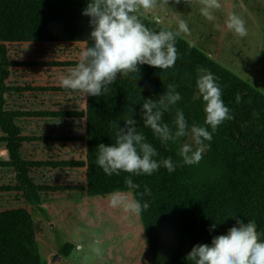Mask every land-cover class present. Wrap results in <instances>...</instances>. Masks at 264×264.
<instances>
[{"label":"trees","instance_id":"1","mask_svg":"<svg viewBox=\"0 0 264 264\" xmlns=\"http://www.w3.org/2000/svg\"><path fill=\"white\" fill-rule=\"evenodd\" d=\"M88 3L89 0H0V264H44L26 205L82 194L131 190L141 204L148 202L149 208L142 210L139 217L155 264H191L186 257L193 246L211 244L214 236L237 226V219L243 223L255 221L264 239V138L252 134L247 109L249 103L255 107L264 104V95L206 52L178 35L174 67L161 70L139 65V72L127 78L118 76L101 96H84L61 84L26 81L24 73L33 67L76 66L79 60L29 56L44 44L90 46V17L82 14ZM141 19L155 31H174L156 24L149 15L143 14ZM20 55H24L22 59ZM198 68L217 77L230 113L240 112L226 134H212V140L205 141L209 145L205 155L210 156L218 176L216 182H207V196L204 190L198 193L187 184V169L177 154L187 137L162 144L151 129L144 127L142 118L144 100L158 99L172 83L182 99L164 113L162 121L173 126L175 112L180 109L189 126L208 127L204 125V105L196 88ZM51 96L58 98L57 103H49L47 98ZM66 96H72L67 99L75 102H65ZM40 97L43 99L39 101ZM130 116L137 121V131L157 150L154 159L171 157L175 171L169 173L161 166L152 175L121 172L108 176L97 165V146L114 144L117 128L123 127ZM81 124L83 132L70 128L78 129ZM70 144L73 156L63 150ZM82 171L83 183L77 174ZM70 172L76 177L73 182L66 180ZM129 176L139 188H127L124 180ZM145 186L152 194L141 198L139 193ZM71 248L70 244L62 246L59 253L67 254Z\"/></svg>","mask_w":264,"mask_h":264},{"label":"clouds","instance_id":"2","mask_svg":"<svg viewBox=\"0 0 264 264\" xmlns=\"http://www.w3.org/2000/svg\"><path fill=\"white\" fill-rule=\"evenodd\" d=\"M174 2L179 4L181 0ZM184 2L188 4L190 0ZM168 4L169 0H89L82 14L90 17L91 45L82 51L76 66L69 68L67 74L60 77L61 86L84 96H101L118 76L127 78L139 72V65L161 70L174 67L178 59L176 37L180 33H190L187 22L178 20L177 32L166 28L155 31L141 19L145 12ZM200 4L201 15L210 22L216 19L214 10L222 7L220 0H200ZM155 23H161L159 17H155ZM224 25L237 37L243 38L248 34L245 21L235 13L227 15ZM197 71L200 74L196 79V88L204 105V125L210 127L211 131L205 126H189L180 109L175 112L172 122L174 127L162 121L164 113L169 112L182 99L175 84H168L163 95L158 99H146L142 105L144 127L151 129L162 144L190 138L191 143L181 144L177 153L184 165L199 163L209 147L205 141H211L217 128L234 118L224 104L217 77L203 68ZM240 100L237 93L236 102ZM124 121V126L116 130L114 144L107 146L100 143L97 146L96 163L106 175H120L121 172L136 176L152 175L161 166L169 173L175 171L176 164L171 157L159 161L154 159L158 156L157 150L146 142L143 133L137 131V121L132 116ZM124 184L128 189L139 188L130 176L125 178ZM151 194L147 186L139 193L141 198ZM109 203L111 207H123L125 211L137 216L150 206L148 202L141 204L139 200L129 199L120 192L110 194ZM236 224L226 234L214 236L211 244L193 246L186 259L191 264H264V239L255 221L243 223L237 219ZM94 251L99 252V249Z\"/></svg>","mask_w":264,"mask_h":264},{"label":"rangeland","instance_id":"3","mask_svg":"<svg viewBox=\"0 0 264 264\" xmlns=\"http://www.w3.org/2000/svg\"><path fill=\"white\" fill-rule=\"evenodd\" d=\"M258 1L260 11L258 20L256 19L258 17L253 16L248 9H243L241 0H220L222 7L214 10L216 19L212 22L201 15L200 0H190L188 4L184 0L179 4L169 0L168 5L145 12L144 15H149L154 20L155 17H159L161 24L175 29L176 32L178 20H185L190 33H180L184 40L211 54L221 65L264 95V0ZM232 6L236 14L245 21L248 30L246 37L235 36L224 25ZM217 24L220 25L219 28L216 27ZM84 49L82 43L44 44L33 49L34 53L29 57L57 61L79 60ZM22 56L24 55H20V58ZM71 67L73 66L33 67L30 72L24 74L27 82L57 85L60 84V77L66 75ZM67 98L72 96H66L65 102L69 104L75 102L74 99ZM42 99L43 97H40L38 100ZM47 99L50 104L58 101L55 96ZM84 102L83 97L81 107L84 106ZM247 109L252 134L264 138V104L255 107L249 103ZM231 114L235 117L239 116L240 112L235 110V113ZM233 119L225 121L213 134H226ZM70 128L73 132H83V124L79 125L78 129L73 126ZM208 130L211 131V128L208 127ZM186 142L191 143L190 138L187 137ZM71 148H73L71 144L69 148L65 146L64 153L73 156ZM80 151L81 156H84L83 146ZM4 153L2 151V154ZM205 153L206 151L199 163L185 165L187 169L185 175L188 186H194L198 193L204 190L207 196L210 192L207 182H216L218 176L210 156L206 157ZM66 174L67 182H73L76 178L72 172ZM77 174L83 183V171ZM119 192L127 195L129 199L134 198L131 190ZM114 193L116 192L104 195L82 194L42 200L37 205H26L31 213L44 264H154L140 217L125 211L123 207H111L110 194ZM68 244L74 245L70 255L61 256L60 260L53 262L60 247ZM96 248L99 252L94 251Z\"/></svg>","mask_w":264,"mask_h":264},{"label":"crops","instance_id":"4","mask_svg":"<svg viewBox=\"0 0 264 264\" xmlns=\"http://www.w3.org/2000/svg\"><path fill=\"white\" fill-rule=\"evenodd\" d=\"M242 5H243V9H248L250 13H252V15L254 16H257L258 18H256L257 20L259 19V16H260V11H259V1L258 0H241L240 2ZM235 5V4H234ZM241 7V6H240ZM252 9V11L250 10ZM229 13H235L236 14V11H235V8L232 6L231 10L228 11V14ZM175 31V29H173ZM176 32V31H175ZM180 35V34H179ZM181 36V35H180ZM208 55H210L212 57L211 54L207 53ZM218 61V60H216ZM219 62V61H218ZM220 63V62H219ZM221 64V63H220ZM73 245V244H72ZM74 247V245H73ZM73 248L70 249V251L67 253V254H60L59 253V250H58V254H59V258L57 259H53V262L55 261H58L61 259V256H69L70 255V252L72 251ZM153 259V257H152ZM154 262V260H153ZM155 264V262H154Z\"/></svg>","mask_w":264,"mask_h":264},{"label":"water","instance_id":"5","mask_svg":"<svg viewBox=\"0 0 264 264\" xmlns=\"http://www.w3.org/2000/svg\"><path fill=\"white\" fill-rule=\"evenodd\" d=\"M59 257H60V256H59V254H58L54 259H56V258L58 259Z\"/></svg>","mask_w":264,"mask_h":264}]
</instances>
